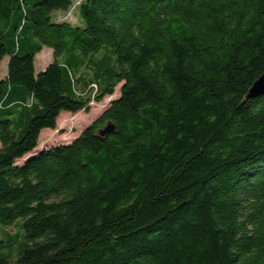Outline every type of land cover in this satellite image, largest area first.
Instances as JSON below:
<instances>
[{"label":"trees","instance_id":"obj_1","mask_svg":"<svg viewBox=\"0 0 264 264\" xmlns=\"http://www.w3.org/2000/svg\"><path fill=\"white\" fill-rule=\"evenodd\" d=\"M5 56L0 264H264V0H0Z\"/></svg>","mask_w":264,"mask_h":264},{"label":"rangeland","instance_id":"obj_2","mask_svg":"<svg viewBox=\"0 0 264 264\" xmlns=\"http://www.w3.org/2000/svg\"><path fill=\"white\" fill-rule=\"evenodd\" d=\"M72 21H75V16H72ZM52 59L51 50L44 48L36 55L35 58V70H42ZM8 57L5 56L0 62V77L3 76L7 70ZM119 85L115 88V94ZM114 94V95H115ZM109 97H106L102 102H91V106L88 111H78L74 114L68 112H62L56 119V128L44 129L40 132L38 138V145L34 152L41 148H48L57 144L66 143L71 141L74 137L80 134V132L93 121L103 109V105L109 101ZM11 232H14L13 227H8Z\"/></svg>","mask_w":264,"mask_h":264},{"label":"water","instance_id":"obj_3","mask_svg":"<svg viewBox=\"0 0 264 264\" xmlns=\"http://www.w3.org/2000/svg\"><path fill=\"white\" fill-rule=\"evenodd\" d=\"M261 93H264V73H262L256 80L253 81L252 85L248 89V92H247L245 98L247 99L250 97H254V96L259 95ZM112 130H113V126L111 124L107 123L98 132H99V135H106V134L110 133Z\"/></svg>","mask_w":264,"mask_h":264}]
</instances>
